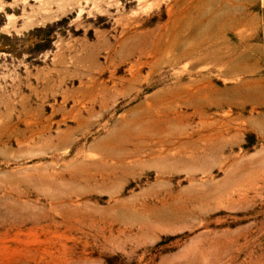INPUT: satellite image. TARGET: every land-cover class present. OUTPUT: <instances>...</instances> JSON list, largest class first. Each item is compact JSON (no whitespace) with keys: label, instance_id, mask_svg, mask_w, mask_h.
<instances>
[{"label":"rangeland","instance_id":"374dc122","mask_svg":"<svg viewBox=\"0 0 264 264\" xmlns=\"http://www.w3.org/2000/svg\"><path fill=\"white\" fill-rule=\"evenodd\" d=\"M189 4L202 20L168 47ZM262 14L260 0H0V264H264ZM190 87L218 95L193 107ZM147 113L171 132L137 139Z\"/></svg>","mask_w":264,"mask_h":264},{"label":"bare ground","instance_id":"6f19581e","mask_svg":"<svg viewBox=\"0 0 264 264\" xmlns=\"http://www.w3.org/2000/svg\"><path fill=\"white\" fill-rule=\"evenodd\" d=\"M183 13H186V15L185 16L180 15L176 19L173 20L174 26H173V28L171 27L169 32H168V36H170V39L166 41V45L168 47L179 48L182 44H184L183 40H184L186 34H190V29L195 26V24H196L195 22H199L200 19L202 20L200 13L194 17H193V15H191L193 13V6H190V4L184 8V10L181 12V14H183ZM214 23H216V22H214ZM211 30L212 29H210L209 31H211ZM209 37H211V36H209ZM204 42H206V41H204ZM197 48H202L201 42H196L191 46L189 45V48H187L186 50H184L182 52L176 53V55L174 53V56H175L174 59L182 58L184 56L190 57V55L196 53ZM211 50L209 52L208 51L206 52L205 58H210V59L212 58L215 60H221L223 58V55H222L220 50L217 49L214 52ZM232 67L235 69L236 68L238 69L241 67L239 65V57H235L233 59ZM197 89H198V87L196 89H194V87H192V88L190 87V105H192L193 107H196L198 105L199 101L203 102L204 104L206 103L207 100L213 101V98H212L213 93H216L218 95V91L214 90L213 88H211V91H209L203 87H200L198 90ZM182 91H183L182 87L175 86V87L170 88L167 93H170V97L172 98L171 101L174 102V100L180 99V95H181ZM236 93H238V96H242L243 99L250 100L251 98H255L257 95L260 94V89L259 88L244 89V87L242 85H239L236 88ZM233 98L234 97H232V98L231 97L230 98L224 97L223 99H226L229 101V100H232ZM147 114L149 115V113H147ZM148 117L149 118H147V120H145V121H139L138 127L135 128L134 133L136 134L137 139H142L141 141L146 139L149 141L155 137V135H152L153 131H156L157 132L156 134H158V133H161L164 131H170L171 130V120L169 118H167V117L157 118L155 116L153 117L152 113H150V115ZM138 120H140V118ZM125 132H126L125 136H129L133 132V130L128 129ZM157 136H159V135H157ZM128 139L129 138H124L122 136V139L119 140V142H120V144H122L123 142L127 141ZM113 140L114 141L118 140V135L116 133L113 134ZM169 141H170V139L165 138V139H163V144L165 145L166 143H169ZM165 154H167V153H165Z\"/></svg>","mask_w":264,"mask_h":264},{"label":"crops","instance_id":"0c3cea01","mask_svg":"<svg viewBox=\"0 0 264 264\" xmlns=\"http://www.w3.org/2000/svg\"><path fill=\"white\" fill-rule=\"evenodd\" d=\"M260 4H261V7H262V10H263V23H264V0H260Z\"/></svg>","mask_w":264,"mask_h":264}]
</instances>
